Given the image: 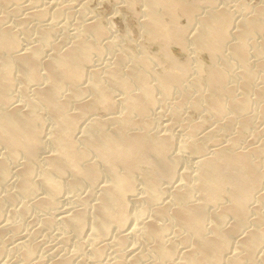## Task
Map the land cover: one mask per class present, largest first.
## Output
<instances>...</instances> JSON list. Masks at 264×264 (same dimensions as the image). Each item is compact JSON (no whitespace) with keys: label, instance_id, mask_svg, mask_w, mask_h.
Here are the masks:
<instances>
[{"label":"bare ground","instance_id":"6f19581e","mask_svg":"<svg viewBox=\"0 0 264 264\" xmlns=\"http://www.w3.org/2000/svg\"><path fill=\"white\" fill-rule=\"evenodd\" d=\"M57 1L0 0V182L16 176L14 191L0 196V234L12 229L21 262L74 264L85 246L90 264L148 258L152 264H264V141L257 138L264 120V0H138L139 30L158 50L121 54L112 40L101 43L112 28L86 18V4L72 34L64 26L54 41L65 9ZM27 20L35 26H22ZM113 49L119 57L88 69L94 54ZM176 49L188 57L180 60ZM199 51L212 63L197 59ZM164 101L167 119L158 124ZM99 107L105 117L96 115ZM187 107L212 113L215 125L201 128ZM184 154L190 162L181 169ZM66 186H86L90 194L74 197L77 205L64 202L54 216L45 212L41 223L57 224L62 242L82 234L86 241L72 247L75 253L61 243L41 258L40 243L19 232L24 223L7 221L4 205L33 194L14 213L47 211ZM38 187L45 195L33 198ZM109 246L114 254L106 260Z\"/></svg>","mask_w":264,"mask_h":264},{"label":"rangeland","instance_id":"374dc122","mask_svg":"<svg viewBox=\"0 0 264 264\" xmlns=\"http://www.w3.org/2000/svg\"><path fill=\"white\" fill-rule=\"evenodd\" d=\"M51 1H54V0H39V2H40V4H45V2L48 4V3H50ZM57 0H55V2H56ZM67 1V2H66ZM74 1H77V2H74ZM78 1H80V3L78 2ZM135 2H134V5H130L129 3H127V2H124L123 3V1H118V0H64V2H66V6H65V3L62 1V0H58L57 2H60V5H61V7H62V9H64V11L62 12V15L64 16H59L58 18H56L57 19V21H56V19L54 20L55 21V24H56V22H57V24H59L58 26L56 25L55 26V28H57V29H55V32L53 33V34H55V36L53 35V40L54 41H56V39L57 40H59L60 39V37L62 36V32L64 31L63 30V27L65 26L66 27V30H67V32L69 33H71L72 34V30L74 31L75 30V28H76V26L78 25V24H75V23H78L79 21L78 20H81V18L79 19V16H78V9L82 6V5H84V4H86V5H84L85 6V9H84V12L86 11H88V13H86L85 14V17L86 18H97V19H99V20H102L103 22H104V24L106 25V26H108L109 28H112V33H111V36L109 35V36H107L106 38H104V39H101V43L104 45V44H108L109 43V41H107V40H112L113 42H114V44H115V46H116V48H121L122 49V51H120V54L121 53H124V52H126V50H128V51H131V52H134V53H140V49L142 50V49H144V47H147L149 50H150V52L151 53H154V51L156 52L157 50H158V46L157 45H155V43H151V44H148V43H146V40L144 39V34H143V32L142 31H140L139 30V25H138V23H139V15H138V13L141 11V9H142V2L141 1H138V0H134ZM137 1V2H136ZM230 1V0H229ZM228 1V4H230V5H232L233 3H237L238 1H243V2H245L246 4H255V3H259V1L260 0H231L230 2ZM258 1V2H257ZM62 2V3H61ZM70 2V3H69ZM64 3V4H63ZM125 3H127V4H125ZM69 6H68V5ZM78 4V6L77 7H75L76 5ZM80 4V5H79ZM87 5H88V9H87ZM68 6V7H67ZM70 7V8H69ZM131 7V8H130ZM135 8V9H133V8ZM73 8H75L76 9V11H75V9H73ZM131 9H133V11L131 10ZM135 10V11H134ZM136 10H138V11H136ZM72 13H71V12ZM76 12V13H75ZM136 12H137V14H136ZM71 14H73V16L71 15ZM76 14H77V16H76ZM137 15V16H136ZM21 17H22V15H21ZM48 17L49 18H51V15L49 16L48 15ZM73 18V20H72V18ZM77 17V18H76ZM71 18V19H70ZM138 18V19H137ZM10 19V21L11 22H13V19H12V17H10L9 18ZM71 20V21H67V20ZM30 22V25H28L29 23H28V20H27V23H26V21L23 23V25L22 26H31V25H33V26H31V27H34L35 25L34 24H36L35 22L36 21H34V20H29ZM50 21V20H49ZM60 21V22H59ZM67 21V23H65ZM181 22H185L186 21V18L185 17H183V18H181V20H180ZM15 22V23H14ZM13 22V24H17V22L16 21H14ZM68 22H72V23H68ZM32 23V24H31ZM65 23V24H64ZM70 26H69V25ZM69 27H68V26ZM74 25H75V27H74ZM18 26V25H17ZM72 26V27H71ZM113 26V27H112ZM58 27H60V30H62V31H60L59 30V28ZM71 28V29H70ZM69 29H70V31H69ZM59 34H58V33ZM61 33V34H60ZM57 34L60 36H57ZM116 34V35H115ZM58 37V38H57ZM117 37V38H116ZM109 38V39H108ZM115 39V40H114ZM103 41V42H102ZM118 46V47H117ZM125 50V51H124ZM106 51V53L104 54L103 53V56L101 55V56H99V55H96V54H94L93 56L95 57V58H92L93 60L94 59H98L97 61L96 60H92L91 61V65L89 66V68L88 69H93V68H100V67H105V64L107 65V62H109V60L111 59V58H114V57H119L120 56V54H118L117 56H113V53L114 52H116V49H115V51H114V49L113 50H105ZM104 51V52H105ZM176 51V54L179 56V59L180 60H184L185 58H187L188 56V52L186 51H180L179 49H176L175 50ZM201 53V54H200ZM197 59H200L201 61H203L206 65L205 66H207V65H209V64H211L212 63V60L210 59V57H209V54H208V52L207 51H199L198 53H197ZM252 57V56H251ZM253 58L254 57H252V58H249V59H251V61H253ZM96 61V62H95ZM152 61H153V59H152ZM93 62H95V63H93ZM97 62H98V64H97ZM100 62V63H99ZM154 63V66L157 68V69H160L161 68V66L159 65V62L156 60V59H154V62H152V64ZM251 64H253V62L251 63ZM94 67H93V66ZM100 66V67H99ZM194 66V65H193ZM195 69V68H194ZM193 69V70H194ZM17 94L18 93H16V98H17ZM176 94V95H175ZM179 94L180 93H178V92H174V94H173V96L172 97H174L175 96V98H177V97H179ZM174 98V99H175ZM170 99H173V98H169V100L168 99H166L165 101H170ZM165 101H164V106L163 107H161V108H165L164 109V111H162V113H163V115H159V116H161V117H159V118H161V119H157L158 120V124H160L161 123V121L160 120H162L163 122L162 123H164L165 121H166V119H167V112L165 113V110H167V108L169 107V104H168V102H166V105H165ZM171 102V101H170ZM160 107H157L156 109L157 110H159V109H161ZM189 109V110H188ZM163 110V109H162ZM105 111V112H104ZM107 110H104V109H102V108H97L96 109V111H95V113H96V115H98L99 117H105L106 116V114L105 113H108V111L106 112ZM101 112H104V114L102 113L101 114ZM208 112V111H207ZM206 111H204V110H193L192 108H190V107H187V111H186V115L188 114L189 115V119L190 118H192L193 119V121H196V122H198L199 121V123L200 124H202V127L201 128H203V129H210V128H212L215 124H214V122H215V118H214V115L212 114V113H210V112H208L207 113ZM207 113V114H206ZM205 114H206V117H205ZM165 115V116H164ZM207 115H209V117H207ZM191 116V117H190ZM264 116V115H263ZM165 117V118H164ZM206 118V119H205ZM262 118L263 117H260V118H257L256 119V121L257 120H262ZM264 119V118H263ZM191 120V119H190ZM160 121V122H159ZM201 121L203 122V123H201ZM205 122V123H204ZM259 121H257V123H258ZM262 122V121H261ZM260 122V125H259V123L256 125L258 128H260V130L259 129H257L256 127V129H257V134H258V132H260V134H262V135H259L260 136V138L258 137V135H257V138L260 140L259 142H261V141H264L263 139H264V133H262V132H264L263 130H264V120H263V122L261 123ZM210 124H212L211 125V127L209 126ZM203 125H204V127H203ZM208 128H207V127ZM263 128V129H262ZM248 135V134H247ZM264 143V142H263ZM48 148H45V150H47ZM44 150V151H45ZM4 152V147H1L0 146V155H1V153L2 152ZM185 155V154H184ZM183 155V157H184V159H183V161H182V163H181V169H183L184 168V166L187 168V166L189 165V164H187V162L189 163L190 162V158H188V155H185L184 156ZM187 156V157H186ZM186 157V158H185ZM187 158L189 159V160H187ZM184 160H186V161H184ZM185 162H186V165H184L185 164ZM11 177V176H10ZM16 176H14V177H11V178H8V179H10V180H8V179H6V183H2V182H0L3 186H0V192L2 193H0L1 195L0 196H4L6 193V196H4V198L5 197H7V195L8 194H10L11 192H13L14 191V189H15V183L13 182V181H15V178ZM11 179H12V181H11ZM9 181V183L11 182V183H13V184H9L8 183V181ZM5 182V181H4ZM9 185H8V184ZM5 184V185H4ZM7 185V186H6ZM12 185H14V187L13 188H11L12 187ZM5 186V187H4ZM8 186H10V187H8ZM3 188V189H2ZM67 188V189H66ZM84 188V189H83ZM83 188L81 187L79 190L78 189H70V187H69V189H68V187L66 186L65 188H64V190H63V193H62V198H64V197H68V199H62L61 198V201L58 203V205H56V206H54V207H50V209H46L47 211H44V210H42V209H38V210H35V209H37V208H34V211L33 210H31L32 212H34V213H32V212H29V215L31 216H29V215H26L27 217H29V218H25L24 216V214H18V212H17V215L15 214L16 212L15 211H13L14 209V207L16 208L18 205H19V200H21V201H30L29 199H31L32 197V195H30V198L28 197V198H26L25 196H22L21 195V197L19 196V198H18V203H16L14 206H12V205H10V204H8L9 206H10V208L12 209H10L9 208V206H6V205H4L5 206V210L7 211L8 210V208H9V210H11L12 212H11V214L9 215V214H7L6 215V213H10L9 212V210L6 212H4L5 213V217H6V219H7V221L8 222H10L11 221V217H13L12 218V221H11V223H14V222H20V223H24V224H22V225H20V230H19V232H21L22 230V232L21 233H23L24 234V232L26 233V234H28V238H29V242L31 243V242H33L32 240H31V237L33 238V240L34 239H37V240H34V244H35V241H36V243L38 244V243H40L39 245H36V253H37V255H39V257H40V254H42L41 255V258H43L42 256L44 255V257H46L45 259H48V255L50 254V252L52 251V250H54L55 248H58V247H62V245H61V243L63 244H65V245H63V246H65L64 247V250L63 251H68V252H66V253H75L76 252V248H72V247H76V245L78 244V242L79 241H83L84 242V240L83 239H85V241H86V235L85 234H82V235H80V237H81V239H80V237L78 238V237H76V236H74V235H72V238L70 239V240H68V241H71V242H67V241H64V242H62L59 238H58V233H59V231H58V225L57 224H53L54 226H52V225H50V226H52V227H50L49 226V228L47 227H45V225L44 224H42L41 222H42V219L44 218V214H45V212H47L48 214H45V217H47L48 215L50 216H54L55 214H56V212H57V209L59 210V209H61L63 206H66V204H68L69 205V203H70V205H73L74 203V205H77L78 203L77 202H74V197L76 198L77 196H83L84 195V193H85V195L86 196H89V190L86 188V186L84 187L83 186ZM10 190L11 192L9 193V191L8 192H5V194H4V191H7V190ZM11 189H13V190H11ZM82 189V190H81ZM2 190V191H1ZM66 190H68V191H66ZM78 190V192H75V195H74V193H72V192H74V191H77ZM65 191V192H64ZM70 191H72V192H70ZM82 191V192H81ZM84 191V192H83ZM68 192V193H67ZM42 193V194H41ZM65 193V194H64ZM69 193H72V194H69ZM87 193H88V195H87ZM77 194V195H76ZM35 195H37V196H35ZM45 194H44V190H42V188L40 187H38V189L36 190V193L34 194V196H33V198H37V197H41V196H44ZM84 195V196H85ZM73 197V198H72ZM21 198V199H20ZM70 198V199H69ZM72 198V199H71ZM92 198L93 197H90V199H91V201H92ZM23 199V200H22ZM66 200V201H65ZM70 200L72 201L73 200V202H70ZM20 201V202H21ZM64 202H67L66 204L64 203ZM6 203H9V202H5V204ZM60 203H61V205H60ZM77 203V204H76ZM63 204H65V205H63ZM135 205H137V204H135ZM135 205H134V207H135ZM60 206H62V207H60ZM13 207V208H12ZM53 209V210H52ZM38 211H41V212H38ZM52 211V212H51ZM55 211V213H53ZM15 212V213H14ZM36 212H38L39 214H37ZM30 213H32V214H30ZM36 213V215H37V217H35V214ZM52 213V214H51ZM11 215H13V216H11ZM14 215H15V217H14ZM24 215V216H23ZM38 215H42V216H38ZM8 216H10V218L8 217ZM16 216H17V218H16ZM19 216V217H18ZM22 216V217H21ZM41 217V218H40ZM43 217V218H42ZM22 218V219H21ZM23 218H25V219H23ZM10 221H9V220ZM19 221H18V220ZM20 219H21V221H23V222H21L20 221ZM36 219V220H35ZM39 219V220H38ZM17 220V221H16ZM41 220V221H40ZM57 226V227H56ZM22 227L24 228V229H22ZM43 227V228H42ZM56 227V228H55ZM8 230H9V232L7 233V230H5L2 234H0V237H5L4 239L5 240H3V238H0V246L2 247V245H3V251H4V253H3V251H1L0 252V257L2 258V260H5V258H6V262L5 261H3L4 263H6V264H23L22 262H23V260L22 259H20V258H22L19 254H18V251L17 250H14L13 251V243H15V241H16V239L14 238V233H13V231H12V229L10 228H8ZM11 230V231H10ZM27 231V232H26ZM38 231H40V232H38ZM29 232V233H28ZM55 233V234H54ZM54 234V235H53ZM3 235V236H2ZM11 235H12V238H14V239H11ZM84 235V236H83ZM6 236L9 238H6ZM36 236V237H35ZM57 236V237H56ZM56 238V239H55ZM51 239V240H50ZM58 239H59V241H58ZM78 239V240H77ZM10 242L11 240V242L12 243H9L8 241ZM39 240H40V242H39ZM72 240H73V242L74 243H72ZM75 240V241H74ZM42 241H44V242H42ZM51 241V242H50ZM54 241V242H53ZM106 242H108V240H105ZM104 241V242H105ZM3 242L5 243V244H3ZM8 242V243H7ZM56 242V243H55ZM66 242V243H65ZM50 243V244H49ZM58 243V244H57ZM77 243V244H76ZM8 246H7V245ZM32 244V243H31ZM12 245V246H11ZM59 245V246H58ZM70 245V247H68ZM39 247V248H38ZM111 247H113V246H111ZM111 247L109 246L108 248H106V253L107 254H105V258L107 257H111L113 254H114V247L111 249ZM63 248V247H62ZM69 248H72V249H68ZM7 249V250H6ZM11 249V250H10ZM86 251H85V250ZM87 247H83L80 251H77L76 253H75V259H74V261H76V262H74V264H79L78 262H82L83 264H86L87 262L86 261H88V263L87 264H90V263H92V261H90L91 260V258H92V254L89 252V250L87 251ZM10 250V251H9ZM39 252H38V251ZM44 250V251H43ZM51 250V251H50ZM73 250V251H72ZM74 250H75V252H74ZM112 250V251H111ZM12 252L11 254L9 253V252ZM17 251V252H16ZM86 252V254H85V252ZM112 252V253H110V252ZM8 252V253H7ZM48 252V253H47ZM7 253V254H6ZM14 253H15V255H14ZM47 253V254H46ZM81 253H84L83 254V256H82V254L80 255ZM88 253V254H87ZM2 254V255H1ZM77 254V255H76ZM91 254V255H90ZM109 254L111 255V256H109ZM14 255V256H13ZM86 255V256H85ZM2 256H4V259H3V257ZM8 256V257H7ZM18 256V257H17ZM77 256H80V257H77ZM16 257V258H15ZM77 257V258H76ZM82 257V258H81ZM86 257H88V258H86ZM0 258V259H1ZM14 260H13V259ZM84 258H85V260H84ZM90 258V259H89ZM107 258H106V260H107ZM80 259V260H79ZM83 259V260H82ZM2 260L0 261V262H2ZM11 260V261H10ZM17 260H19V261H16ZM21 260H22V262H21ZM79 260V261H78ZM9 261V262H8ZM84 261V262H83ZM149 261V262H148ZM148 261L147 260H145V261H143L142 262V264H146V262L148 263V264H152V263H150L151 261H152V259L151 258H148ZM86 262V263H85Z\"/></svg>","mask_w":264,"mask_h":264}]
</instances>
